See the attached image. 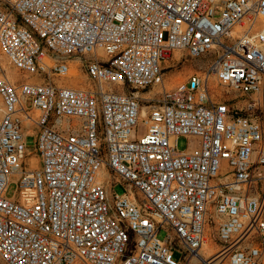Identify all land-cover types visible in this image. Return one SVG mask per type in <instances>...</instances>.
Instances as JSON below:
<instances>
[{
    "label": "built area",
    "instance_id": "2783aa9c",
    "mask_svg": "<svg viewBox=\"0 0 264 264\" xmlns=\"http://www.w3.org/2000/svg\"><path fill=\"white\" fill-rule=\"evenodd\" d=\"M0 59L3 264H264V0H0Z\"/></svg>",
    "mask_w": 264,
    "mask_h": 264
},
{
    "label": "rangeland",
    "instance_id": "374dc122",
    "mask_svg": "<svg viewBox=\"0 0 264 264\" xmlns=\"http://www.w3.org/2000/svg\"><path fill=\"white\" fill-rule=\"evenodd\" d=\"M171 62L169 61L168 63H163L162 68H163V73H164V78H165V85L167 87L171 86L173 83L183 80L189 73L190 70L192 68H195L198 66V64L196 62H191V61H187V62H180V63H175L173 64V66H170ZM0 69L1 71L5 72L9 78H18L19 76L17 75L16 71L11 68L5 61L4 59H0ZM71 80H74L76 82L77 85H82V86H86L88 84V81L85 77V75L83 73H81L78 78H72ZM125 90V89H124ZM217 90H220V88ZM222 91V90H220ZM224 94V92H221ZM226 95V93H225ZM29 136L26 138L25 144L27 149L29 150L30 154L36 153V137L34 135V131L30 130L28 131ZM176 147L179 151L184 150L187 147V139L185 137H179L176 141ZM33 163H36V159H32ZM15 184L11 183L9 184L8 188H7V196L11 197L14 194L15 191ZM114 191L116 193H122L123 192V188L119 185H117L114 188ZM166 235V231L161 229L158 234L157 237L160 240H163L164 237ZM209 240L211 241L212 238H209ZM173 258L174 260H176L177 262H181V255L178 252H174L173 253ZM0 264H3L0 261Z\"/></svg>",
    "mask_w": 264,
    "mask_h": 264
},
{
    "label": "bare ground",
    "instance_id": "6f19581e",
    "mask_svg": "<svg viewBox=\"0 0 264 264\" xmlns=\"http://www.w3.org/2000/svg\"><path fill=\"white\" fill-rule=\"evenodd\" d=\"M203 252L206 253V254H209V252H210L209 246H207V247L203 250Z\"/></svg>",
    "mask_w": 264,
    "mask_h": 264
}]
</instances>
